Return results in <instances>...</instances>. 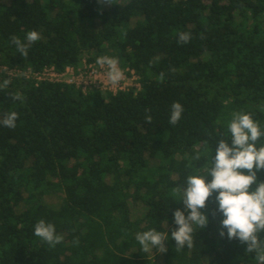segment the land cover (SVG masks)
Masks as SVG:
<instances>
[{"label": "trees", "instance_id": "trees-1", "mask_svg": "<svg viewBox=\"0 0 264 264\" xmlns=\"http://www.w3.org/2000/svg\"><path fill=\"white\" fill-rule=\"evenodd\" d=\"M108 2L0 0V67L21 73L0 72L10 80L0 119L18 113L15 128L0 124V264H258L226 230L219 236L216 193L191 248L177 249L171 231L184 208L172 189L206 171L219 139H231L233 113L264 130V0ZM29 31L41 38L22 57L10 38L26 42ZM105 55L133 71L138 90L82 92L23 75ZM174 102L184 112L172 125ZM256 176L264 182V169ZM40 220L60 244L34 235ZM150 229L167 232L166 251H142L136 234Z\"/></svg>", "mask_w": 264, "mask_h": 264}, {"label": "clouds", "instance_id": "clouds-1", "mask_svg": "<svg viewBox=\"0 0 264 264\" xmlns=\"http://www.w3.org/2000/svg\"><path fill=\"white\" fill-rule=\"evenodd\" d=\"M40 38L37 31H29L25 37L26 42L15 35L10 39L20 55L27 57L30 45ZM190 40L189 33H178V43L187 44ZM96 64L107 67V80L111 85H119L125 78L116 57L100 56L96 59ZM160 79H164L163 71L160 73ZM9 83L10 80L4 79L0 88L7 87ZM20 98L19 93L13 97L15 100ZM183 112L182 105L174 102L171 105L169 123L177 124ZM17 118L18 113L15 111L6 113L3 119H0V124L10 129L15 128ZM145 120L151 123L152 117L147 115ZM228 129L231 139H219L215 156L209 159L208 155L210 166L206 171H198L188 176L183 187L172 189L173 195L180 197L184 208L172 213L174 225L177 227L171 231V239L175 241L177 249L193 246L194 231L206 227L209 223L201 210L205 209L206 202L216 193L217 211L223 216L219 236L223 238L226 230L229 240L236 239L245 244L246 252H254L258 264H264V238H261V233H264V182H257L256 176L257 171L264 169V146L256 147V142L264 137V130L252 118L251 113L242 112L233 113ZM208 152L210 153L211 149ZM193 158L199 160L200 155L197 154ZM253 184L256 185L255 190H250ZM34 235L49 247H55L63 240L62 236L56 234L55 226L44 220L34 225ZM135 238L145 253L152 248H158L160 252L166 251L167 232L150 229L137 233Z\"/></svg>", "mask_w": 264, "mask_h": 264}, {"label": "built area", "instance_id": "built-area-1", "mask_svg": "<svg viewBox=\"0 0 264 264\" xmlns=\"http://www.w3.org/2000/svg\"><path fill=\"white\" fill-rule=\"evenodd\" d=\"M107 67H101L94 64H88L82 61L77 67H66L62 72H57L54 67L46 66L39 72L32 73L27 70L23 75L27 78L33 79L35 82H51V83H65L72 85L82 92L96 89L102 93L115 94L119 91H128L130 88L139 89L137 77L132 70L122 69L124 72V79L119 85H111L107 80ZM0 72L8 76H16L21 74L20 71L0 67Z\"/></svg>", "mask_w": 264, "mask_h": 264}]
</instances>
